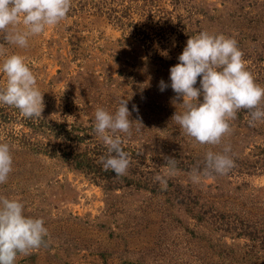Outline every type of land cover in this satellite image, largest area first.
Segmentation results:
<instances>
[{
    "label": "rangeland",
    "instance_id": "1",
    "mask_svg": "<svg viewBox=\"0 0 264 264\" xmlns=\"http://www.w3.org/2000/svg\"><path fill=\"white\" fill-rule=\"evenodd\" d=\"M201 31L234 37L264 86V0H70L26 48L0 31V60L23 55L45 92L40 118L0 105V142L13 156L0 196L22 199L48 230L16 264H264V121L250 126L241 109L210 145L171 120L183 106L169 69ZM121 98L134 122L121 134L129 167L116 175L102 166L94 113ZM226 146L233 166L205 171L206 153Z\"/></svg>",
    "mask_w": 264,
    "mask_h": 264
},
{
    "label": "clouds",
    "instance_id": "2",
    "mask_svg": "<svg viewBox=\"0 0 264 264\" xmlns=\"http://www.w3.org/2000/svg\"><path fill=\"white\" fill-rule=\"evenodd\" d=\"M69 8L70 0H0V31L5 32L9 43L26 48L30 38L64 19ZM243 55L234 37L201 31L189 36L178 63L169 69L170 87L177 98H182L179 104L183 106L171 120L200 144H219L231 130L230 120L241 109L250 111V126L264 121V86L255 81ZM0 74L4 77L0 83V105L12 106L25 117H42L45 92H41L37 76L25 57L18 53L4 55ZM198 77L199 87H196ZM168 86L160 81L161 91ZM130 116L124 98L114 111L98 106L94 113V130L109 152L102 158V166L116 175H123L130 164L121 135L131 134L134 120ZM228 152V146L223 152L208 151L205 171L225 174L234 164ZM175 163V158L166 159L168 175L174 174ZM12 170L11 145L0 142V184L7 181ZM156 179L166 186L164 178ZM191 179L200 180L199 170ZM47 231L43 217L25 214L22 199L0 196V264H16L18 254L39 248Z\"/></svg>",
    "mask_w": 264,
    "mask_h": 264
}]
</instances>
